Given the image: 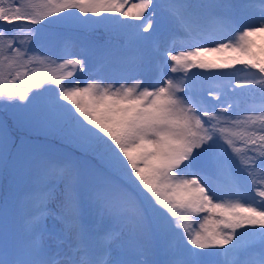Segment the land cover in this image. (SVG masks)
Wrapping results in <instances>:
<instances>
[{
  "label": "snow or ice",
  "instance_id": "6c2138e0",
  "mask_svg": "<svg viewBox=\"0 0 264 264\" xmlns=\"http://www.w3.org/2000/svg\"><path fill=\"white\" fill-rule=\"evenodd\" d=\"M257 38L264 0H0V171L23 150L7 116L81 153L9 173L0 264H264ZM236 65L258 76L237 81L261 101L243 116L190 71Z\"/></svg>",
  "mask_w": 264,
  "mask_h": 264
},
{
  "label": "rangeland",
  "instance_id": "374dc122",
  "mask_svg": "<svg viewBox=\"0 0 264 264\" xmlns=\"http://www.w3.org/2000/svg\"><path fill=\"white\" fill-rule=\"evenodd\" d=\"M88 36L90 40H94L98 43L105 42L109 39V34L105 32L103 28H98L95 32L89 33ZM112 39L114 42L116 37L113 36ZM261 43H264V41H261L259 38H257V44L259 45ZM238 67L241 68L243 66L239 65ZM252 71L254 72V74L249 79H258V76L255 75L257 70H252ZM77 75L79 76V74ZM112 75L113 77L118 76L120 75V71L113 72V74L111 71V76ZM110 82H112V80H110ZM17 83L19 84V82ZM81 86L83 85L81 84ZM243 90H245V93H251V94L257 95V97H260L258 92H253L248 88H244ZM246 113L247 111L243 110L236 114L239 116H243ZM0 115H3V114H0ZM5 118L8 120L9 132L12 135L13 140L15 139V141H17V145L21 144V141H23L22 152L26 160H28L29 157H33L32 155L34 154L38 155L39 153H42L44 156L52 157L53 159L57 161H60V159L65 160L66 158L76 159L77 156L81 158L80 151L74 145L67 143V142H62L56 136L46 133L45 131L39 128L20 127L14 122V120L10 116H7ZM29 150L32 151V155L30 156L26 154V152ZM24 164L25 162L22 163L20 160H12V161L9 160V167L11 168L10 172L13 169H26L23 167ZM9 173L7 175L5 171H0V191L6 185L9 184V181L11 178ZM54 221L55 220L52 217L48 218L47 224L49 228H51V226L54 224Z\"/></svg>",
  "mask_w": 264,
  "mask_h": 264
},
{
  "label": "trees",
  "instance_id": "16d2710c",
  "mask_svg": "<svg viewBox=\"0 0 264 264\" xmlns=\"http://www.w3.org/2000/svg\"><path fill=\"white\" fill-rule=\"evenodd\" d=\"M162 2H164L162 0ZM238 2V0H237ZM114 43H120V40H117V38L114 40ZM239 65H236L235 68H230V69H223V70H212L211 72L207 70H202L204 75L202 79H197L199 83H201V89L205 88L206 85L209 86V88H213L215 83H217V89H222V92H224L225 96H227V100L229 98L235 99H240L237 104V108L240 109V107H243L245 105H249L247 108L249 110L254 109V108H259L260 106V97H257V95L251 94V93H245V90L234 87L232 85L234 82H237L238 80L241 79H249L253 76L254 72L253 71H248L247 69H243V67L239 68ZM243 69V70H241ZM198 70V69H197ZM200 70V69H199ZM236 77V79L232 80L231 78ZM234 81V82H233ZM225 98V99H226ZM225 99H221L222 101H225ZM15 141V139H14ZM17 144V141H15ZM20 145V144H18ZM27 155H32V151L29 150L26 152ZM23 155V152L21 153ZM17 155L15 153V150L13 151V156L10 157V160H20L22 163L25 162L23 165L24 168H28L31 165H33L40 156H44L42 153H39L38 155L34 154L32 155L33 157H29L28 160L25 159L24 155ZM66 158V157H65ZM67 159V158H66ZM65 159V160H66ZM76 159H79L77 156ZM60 161H64L63 159H60ZM10 167L8 171L5 173L8 175L10 172ZM5 174V176H6ZM8 185H6L3 189L0 191V197L4 195L5 189ZM61 228L62 226L59 224V226L56 228L57 230L55 231L58 235L62 236L61 233ZM48 246L50 249L55 252L57 250V242L55 239H51L47 241ZM64 252L68 251L67 244L63 246Z\"/></svg>",
  "mask_w": 264,
  "mask_h": 264
}]
</instances>
